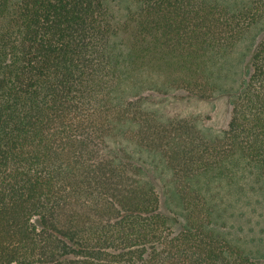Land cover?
Masks as SVG:
<instances>
[{
  "label": "trees",
  "instance_id": "trees-1",
  "mask_svg": "<svg viewBox=\"0 0 264 264\" xmlns=\"http://www.w3.org/2000/svg\"><path fill=\"white\" fill-rule=\"evenodd\" d=\"M135 1L0 0V264H261L218 224L264 194V0ZM230 90L220 135L167 106Z\"/></svg>",
  "mask_w": 264,
  "mask_h": 264
},
{
  "label": "rangeland",
  "instance_id": "rangeland-1",
  "mask_svg": "<svg viewBox=\"0 0 264 264\" xmlns=\"http://www.w3.org/2000/svg\"><path fill=\"white\" fill-rule=\"evenodd\" d=\"M117 21L127 18L130 9H135V0H108ZM261 25L254 27L248 36L242 40L233 51L229 65L236 71L231 80V87H237L242 79L250 76L252 69V55L255 47L262 37ZM179 94H170L166 97L167 106L171 111L182 113L193 112L205 119V128L213 135H220L228 127L233 109L235 92L225 91L212 99L198 97L181 98ZM162 167V166H161ZM163 169V168H162ZM161 171V169H160ZM151 175L158 184V189L166 197L171 186V173L168 169L162 173L151 167ZM164 210L173 213L180 210L175 202L164 205ZM223 219L219 221L218 228L227 234L235 244L249 251L254 258L264 264V194L260 191H235L222 205Z\"/></svg>",
  "mask_w": 264,
  "mask_h": 264
}]
</instances>
